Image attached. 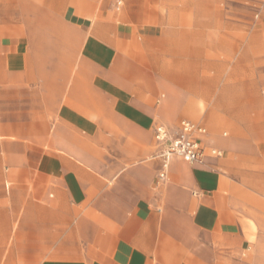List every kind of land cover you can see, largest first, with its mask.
Masks as SVG:
<instances>
[{"label":"crops","instance_id":"obj_1","mask_svg":"<svg viewBox=\"0 0 264 264\" xmlns=\"http://www.w3.org/2000/svg\"><path fill=\"white\" fill-rule=\"evenodd\" d=\"M0 15V264H264L241 170L264 168V0H3ZM221 111L237 137L209 132ZM182 117L207 131L204 162L165 167L157 120Z\"/></svg>","mask_w":264,"mask_h":264},{"label":"built area","instance_id":"obj_2","mask_svg":"<svg viewBox=\"0 0 264 264\" xmlns=\"http://www.w3.org/2000/svg\"><path fill=\"white\" fill-rule=\"evenodd\" d=\"M206 133V129L187 120L181 121L175 132L162 125L156 126L154 137L163 146L161 156L165 160V167L172 157H178L191 165L203 164L206 154L200 136ZM212 154L221 155L217 150H213ZM165 179L166 174H160L159 181L163 182Z\"/></svg>","mask_w":264,"mask_h":264},{"label":"rangeland","instance_id":"obj_3","mask_svg":"<svg viewBox=\"0 0 264 264\" xmlns=\"http://www.w3.org/2000/svg\"><path fill=\"white\" fill-rule=\"evenodd\" d=\"M2 1L3 0H0V6L2 4ZM8 1L10 2L11 0H8ZM132 51H133L132 54H134V56H139L142 53V49L140 47H133ZM213 58L218 59L217 57H215V55H213ZM156 100L157 99H155L153 102V104L155 105H156ZM221 112L224 116L221 117V123L218 126L217 125L211 126L209 124H206L211 135L213 137H220V136L222 137L224 133H228V139H229V138L237 137L239 134H241V132L239 131L241 130V121L238 123L240 126H238V124H236V121L232 119L231 121L230 118H228L230 117V115H234V113L236 112L235 111H221ZM184 118H187V117H182L178 119L176 122L169 123V124L178 125L179 122L183 120ZM252 122L254 124H264V112H262L261 114H257V115L255 114ZM161 123L166 124V122H160L159 120H157L158 125H161ZM241 170H245L247 172L244 176H242L243 183L245 182L248 187L254 189L253 193L247 192L250 195V197H248L246 200L247 207L257 208L256 202H259V201L264 202L263 200L264 199V175H258V174L256 175L254 174V172L264 173V168L252 164L245 168H241ZM250 223L253 224L252 222ZM250 241L251 243L253 242L252 239ZM252 246L253 244H251V249L245 253V259L250 263L252 262L253 255H254V249Z\"/></svg>","mask_w":264,"mask_h":264},{"label":"bare ground","instance_id":"obj_4","mask_svg":"<svg viewBox=\"0 0 264 264\" xmlns=\"http://www.w3.org/2000/svg\"><path fill=\"white\" fill-rule=\"evenodd\" d=\"M198 108L200 109L199 111H200L201 113H203L204 110H205V105H204L202 102H200L199 105H198ZM188 113H189V115H190L193 119H197V116L194 114L195 112L192 111V109H189V110H188Z\"/></svg>","mask_w":264,"mask_h":264}]
</instances>
